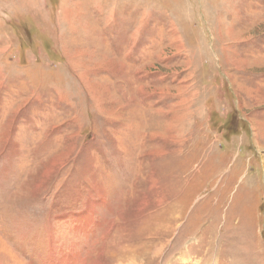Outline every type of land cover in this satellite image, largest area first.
Wrapping results in <instances>:
<instances>
[{
	"label": "rangeland",
	"instance_id": "rangeland-1",
	"mask_svg": "<svg viewBox=\"0 0 264 264\" xmlns=\"http://www.w3.org/2000/svg\"><path fill=\"white\" fill-rule=\"evenodd\" d=\"M133 257L264 264V0H0V264Z\"/></svg>",
	"mask_w": 264,
	"mask_h": 264
},
{
	"label": "bare ground",
	"instance_id": "bare-ground-1",
	"mask_svg": "<svg viewBox=\"0 0 264 264\" xmlns=\"http://www.w3.org/2000/svg\"><path fill=\"white\" fill-rule=\"evenodd\" d=\"M71 23V22H70ZM50 170V169H49ZM170 180V179H169ZM168 225V224H167ZM163 228V227H162ZM139 236V235H138ZM143 236V235H142ZM141 238V237H140ZM124 240H126V239H124ZM163 245V244H162ZM125 246V245H124ZM162 247H164V246H162ZM155 248V247H154ZM158 248V247H157ZM154 252V251H153ZM151 253V252H150ZM153 255V254H152ZM151 255V256H152ZM126 256V255H125ZM131 257V256H130ZM137 257V256H136ZM136 257L134 258H130V259H128L127 258V260H125V258H123V259H117V260H115L116 262H114V264H139L138 263V260H135L136 259ZM139 259V258H138ZM147 259V258H146ZM73 261V259L72 258H69V259H67V263L66 264H69L70 263V261ZM160 260V259H159ZM64 261V260H63ZM148 261V260H147ZM146 261V262H147ZM140 262V261H139ZM84 263V262H83ZM142 263H143V261H142ZM148 263V262H147Z\"/></svg>",
	"mask_w": 264,
	"mask_h": 264
}]
</instances>
